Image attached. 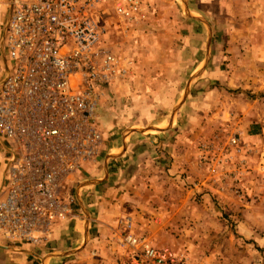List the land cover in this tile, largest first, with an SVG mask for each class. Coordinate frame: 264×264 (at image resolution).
Segmentation results:
<instances>
[{
  "label": "rangeland",
  "instance_id": "obj_1",
  "mask_svg": "<svg viewBox=\"0 0 264 264\" xmlns=\"http://www.w3.org/2000/svg\"><path fill=\"white\" fill-rule=\"evenodd\" d=\"M94 14L101 47L131 63L103 85L102 143L67 190L93 212L83 185L101 178L98 205L187 264H264V0H141L127 24L109 1ZM107 244V264H126Z\"/></svg>",
  "mask_w": 264,
  "mask_h": 264
},
{
  "label": "built area",
  "instance_id": "obj_2",
  "mask_svg": "<svg viewBox=\"0 0 264 264\" xmlns=\"http://www.w3.org/2000/svg\"><path fill=\"white\" fill-rule=\"evenodd\" d=\"M109 1L126 24L141 0H11L0 39V134L7 173L0 198V237L37 244L51 223L70 215L75 197L60 192L102 143L97 105L103 85L125 75L130 59L104 50L95 5ZM10 63V66L8 65ZM126 264H187V258L131 228L111 230Z\"/></svg>",
  "mask_w": 264,
  "mask_h": 264
},
{
  "label": "crops",
  "instance_id": "obj_3",
  "mask_svg": "<svg viewBox=\"0 0 264 264\" xmlns=\"http://www.w3.org/2000/svg\"><path fill=\"white\" fill-rule=\"evenodd\" d=\"M8 2V0L5 1L6 6ZM8 11L4 12V16H7ZM0 54L3 63L1 80L5 73L6 59L1 49ZM9 144L10 141L0 134V198L3 195L4 178L7 173L5 147ZM81 168L74 172L72 179L75 178ZM72 179L65 186L64 191H68L67 188ZM104 183L101 178H97L92 184L83 185L92 187L85 196H89V200L95 205L93 212L87 210L85 204L82 207L84 200L82 197L81 199L78 198V193L73 194L75 206H73L72 213L53 221L45 238L37 244L12 245L0 237V264H70L72 257H75L76 260H83L85 264L111 263V255L105 246H108L107 243L115 245L111 241V230L115 229L118 220L121 218L116 219L115 216H112L114 215L113 211L98 205L99 200L104 199L100 190ZM83 243H85L84 248L75 252Z\"/></svg>",
  "mask_w": 264,
  "mask_h": 264
},
{
  "label": "water",
  "instance_id": "obj_4",
  "mask_svg": "<svg viewBox=\"0 0 264 264\" xmlns=\"http://www.w3.org/2000/svg\"><path fill=\"white\" fill-rule=\"evenodd\" d=\"M185 3V2H184ZM185 7H186V3H185ZM188 12V11H187Z\"/></svg>",
  "mask_w": 264,
  "mask_h": 264
}]
</instances>
